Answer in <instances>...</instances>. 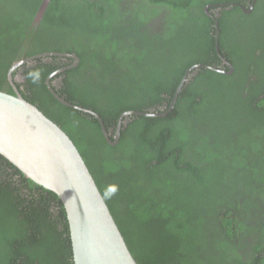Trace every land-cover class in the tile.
Segmentation results:
<instances>
[{
  "label": "trees",
  "instance_id": "16d2710c",
  "mask_svg": "<svg viewBox=\"0 0 264 264\" xmlns=\"http://www.w3.org/2000/svg\"><path fill=\"white\" fill-rule=\"evenodd\" d=\"M42 1L0 0L1 90L15 93V62L69 52L80 64L56 90L112 140L122 113L168 112L124 117L111 145L47 89L70 58L13 72L80 149L136 260L264 264V0H50L36 24ZM222 56L233 73L202 66L230 70ZM0 264H74L63 202L2 154Z\"/></svg>",
  "mask_w": 264,
  "mask_h": 264
},
{
  "label": "water",
  "instance_id": "95a60500",
  "mask_svg": "<svg viewBox=\"0 0 264 264\" xmlns=\"http://www.w3.org/2000/svg\"><path fill=\"white\" fill-rule=\"evenodd\" d=\"M49 2L50 0L42 1L36 15V24L43 18ZM215 6L216 4H209L205 11L217 21L216 15L210 11ZM216 48L221 55L219 42ZM50 56L72 57L76 62L80 60L78 55L68 52H43L19 60L9 69V83L15 93L0 89V154L16 165L25 177L54 192L61 199L70 225L74 264H140L132 254L105 196L74 140L57 122L27 100L17 86L13 72L18 67L37 58ZM222 59L230 70L202 66L225 73L234 72L233 65L225 57L222 56ZM195 66L198 64L186 72L169 111L173 110L183 83ZM64 70L66 68L59 71ZM58 100L67 106L94 114L100 120L106 139L112 145L120 142V127L116 140L112 141L100 114L63 97H58ZM167 114L168 112L131 110L124 112L120 121L130 115Z\"/></svg>",
  "mask_w": 264,
  "mask_h": 264
},
{
  "label": "flooded vegetation",
  "instance_id": "af4514ba",
  "mask_svg": "<svg viewBox=\"0 0 264 264\" xmlns=\"http://www.w3.org/2000/svg\"><path fill=\"white\" fill-rule=\"evenodd\" d=\"M253 3V2H252ZM236 4H238V3H236ZM254 3L251 5V7H250V12H248V11H246L247 13H251L252 12V10L254 9ZM49 52H51V51H49ZM55 52H57V51H55ZM69 53V52H68ZM70 54H74V53H70ZM74 55H76V54H74ZM50 57H53V56H50ZM62 57V56H61ZM42 58H46V57H42ZM67 58H70V59H73L72 61L70 60V59H66V61L68 62V64L67 65H63V66H61V67H59L58 69H56V70H54V71H52L51 73H49L48 74V76L46 77V81H45V83H46V85H47V89L55 96V98L56 99H58V97H63V96H61L59 93H58V91L56 90V87H55V85H57V86H59L60 85V83H61V81H63V77L61 76H59V74H62V73H65L67 70H69V69H72V68H75V67H77L79 64H80V60H79V62H76V60H75V58H72V57H67ZM79 59H80V57H79ZM227 59V58H226ZM223 60V59H222ZM73 64H75L74 66H73ZM223 64L224 65H227L226 63H224L223 62ZM229 67V66H228ZM62 68H66V70H64V71H59L60 69H62ZM230 68V67H229ZM222 70H225V69H222ZM233 73V72H232ZM56 76H58L57 78H55L54 79V77H56ZM19 81H21V76L20 77H18L17 78ZM8 80H9V77H8ZM60 82V83H59ZM63 98H65V97H63ZM66 99V98H65ZM67 100V99H66ZM64 105H66V104H64ZM123 114V113H122ZM125 117H127V116H125ZM121 120V117H120V119H119V121H118V123H117V132H118V128L120 127V130H121V128H122V124H123V120L122 121H120ZM105 124V123H104ZM105 127H106V125H105ZM102 130H103V128H102ZM106 130H107V128H106ZM107 132H108V134L110 135V138H111V140H112V137H111V133L110 132H112L111 130H107ZM117 132L115 133V136H114V138H115V140H116V135H117ZM104 133V132H103ZM109 143H110V141L109 140H107ZM112 141H114V140H112ZM111 144V143H110ZM112 145V144H111Z\"/></svg>",
  "mask_w": 264,
  "mask_h": 264
}]
</instances>
